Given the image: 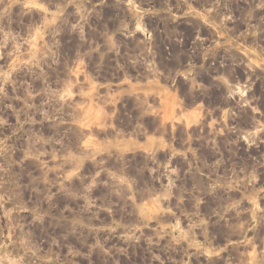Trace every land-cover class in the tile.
Returning <instances> with one entry per match:
<instances>
[{"label":"rangeland","instance_id":"1","mask_svg":"<svg viewBox=\"0 0 264 264\" xmlns=\"http://www.w3.org/2000/svg\"><path fill=\"white\" fill-rule=\"evenodd\" d=\"M0 264H264V0H0Z\"/></svg>","mask_w":264,"mask_h":264}]
</instances>
